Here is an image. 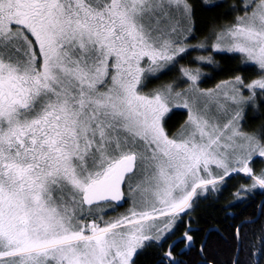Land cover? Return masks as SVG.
<instances>
[{"label":"snow or ice","instance_id":"snow-or-ice-1","mask_svg":"<svg viewBox=\"0 0 264 264\" xmlns=\"http://www.w3.org/2000/svg\"><path fill=\"white\" fill-rule=\"evenodd\" d=\"M241 5L211 47L239 54L258 79L202 90L184 68L187 88L145 93L196 47L190 0H0V264H136L202 192L241 173L252 185L238 197L264 189V169L251 166L264 135L240 127L246 108L264 106V0ZM172 108L187 119L169 134ZM193 239L186 230L181 242ZM248 243L249 258L254 247L264 257V228ZM165 261L183 264L175 242Z\"/></svg>","mask_w":264,"mask_h":264},{"label":"trees","instance_id":"trees-1","mask_svg":"<svg viewBox=\"0 0 264 264\" xmlns=\"http://www.w3.org/2000/svg\"><path fill=\"white\" fill-rule=\"evenodd\" d=\"M191 4L194 9L195 28L192 33V46L196 45V36L205 37L211 30L217 29L218 26L231 22L237 15L242 12L241 0H214L206 5L202 0H192ZM219 5V6H215ZM235 6V7H234ZM214 28V29H212ZM196 47H194L195 49ZM211 49L205 50L203 55L209 56L212 63H200L188 61L189 57L195 51L189 49L182 57H177L174 65L170 66L167 74L159 75V78L151 79L145 82L143 91L145 93L160 87L168 77V73L179 72L184 68L192 72L199 71L200 78L198 86L202 90H212L218 84L224 81L234 79L235 76L242 77L246 83L258 79V70L245 64L239 54L232 53H214ZM168 70V69H167ZM245 117L242 123L243 130L248 133L264 135V106L259 102L253 111L250 108L245 109ZM186 112L181 110H171L164 119V127L169 134L176 133L183 125ZM255 172L264 169V158H257L251 165ZM252 181L244 174L234 175L227 179L223 185H218L215 190H209L202 197H197L194 201L193 209L188 215L183 217V221L177 225L173 234L163 242V247L153 246L144 250L136 258V264H161L164 251L169 245L175 242V255L181 253L180 261L183 264H198L199 262L208 261L209 264H231L238 251L239 259L248 264H264V257L261 256L258 247L253 248V255L249 258V240L255 236L257 245L259 243V234L264 228V189L255 188L248 193H241L237 196L241 186L251 188ZM127 209V202L118 209L117 213ZM114 216L109 212L108 217ZM254 220V221H253ZM240 226L243 242L238 244L234 239V233ZM191 228V234L194 237L196 247L194 249H185L187 241L181 242V237L186 230ZM210 231L205 241V251L202 257L199 252L200 245L205 238L206 233ZM239 246V247H238ZM239 248V249H238ZM167 262L165 261L164 264Z\"/></svg>","mask_w":264,"mask_h":264},{"label":"rangeland","instance_id":"rangeland-1","mask_svg":"<svg viewBox=\"0 0 264 264\" xmlns=\"http://www.w3.org/2000/svg\"><path fill=\"white\" fill-rule=\"evenodd\" d=\"M214 0H207V2H205V0H202V3H204L205 5L207 4V3H209V2H213ZM219 1V0H218ZM190 2H194V1H192V0H190ZM192 28H193V30H194V28H195V23H194V18H193V22H192ZM212 29H214V28H212ZM212 32L211 33H209V31H208V34H207V36H205V37H201V36H196L197 37V41L198 42H196L195 44V46H196V48L194 49V47H192V50H194L195 52L194 53H192V55L189 57V59H188V61H192V62H194L195 63V61L196 62H200V63H206L207 61L205 60V61H201L200 59H199V57H201V56H203V57H206V58H208L209 56H207V55H203V53L202 52H204L205 50H207V49H211L214 53H220V52H216L212 47H211V45L213 44V43H215V39H214V36H213V30H211ZM192 33H194L193 31H192ZM191 38H192V35L191 36H189L188 37V41H187V43L189 44V45H192V43H191ZM193 46H194V44H193ZM189 49L191 50V47H189ZM210 50V51H211ZM189 51V50H188ZM205 53V52H204ZM168 71H171L170 69H166L165 71H164V73H162V74H167V72ZM179 72H176V73H174V71L170 74V73H168L170 76L168 77V79H167V81L164 83V84H168V83H171V84H175V85H177L178 87H177V90H181V89H184V88H187L188 87V85L191 83L190 81H187V78L186 77H183L182 76V72H181V75L180 74H178ZM194 74H195V72H193ZM158 75H161V74H158ZM151 79H154V77L153 78H151ZM148 81V80H147ZM197 83H198V81H197ZM214 89H216V88H214ZM247 94V93H246ZM250 109H252L253 111L256 109V106L255 107H252V108H250ZM171 110H181V111H184V112H186V110H184L183 108H172ZM171 112V111H170ZM169 112V113H170ZM168 113V114H169ZM167 114V115H168ZM166 115V116H167ZM165 116V117H166ZM165 119V118H164ZM186 119H187V112H186V117H185V121H186ZM184 121V122H185ZM163 123H164V120H163ZM242 123H243V121L241 122V125H240V127L242 128V130H243V127H242ZM184 124V123H183ZM244 131V130H243ZM218 186V185H217ZM207 193H204V192H202L200 195H198V197L200 196V197H202V196H204V195H206ZM129 207H131V203L130 202H127V209L129 208ZM127 209H125V210H123L122 212H119V213H117V212H113V214H114V216H112V218L113 217H115V216H118V215H120V214H122V213H124ZM109 214V213H108ZM105 219H111L110 218V216L108 217V215L105 217Z\"/></svg>","mask_w":264,"mask_h":264},{"label":"flooded vegetation","instance_id":"flooded-vegetation-1","mask_svg":"<svg viewBox=\"0 0 264 264\" xmlns=\"http://www.w3.org/2000/svg\"><path fill=\"white\" fill-rule=\"evenodd\" d=\"M122 208V207H121ZM118 209H120V208H117V210ZM116 210V211H117ZM189 230H191V228L189 229ZM196 247V244H195V241H194V239H193V241L191 242V243H189L188 241H187V245H186V248L185 249H194ZM178 256L176 257L178 260H180V258H181V256H183L181 253H178L177 254ZM167 264V263H166Z\"/></svg>","mask_w":264,"mask_h":264},{"label":"water","instance_id":"water-1","mask_svg":"<svg viewBox=\"0 0 264 264\" xmlns=\"http://www.w3.org/2000/svg\"><path fill=\"white\" fill-rule=\"evenodd\" d=\"M263 201H264V199H263ZM125 205V202H123L122 203V206H120V207H118V208H121V207H123ZM254 221V220H253ZM238 228H240V226H238ZM216 229H213V230H209L207 233H206V235H205V238H204V240L202 241V243H201V245H204L205 244V241H206V238H207V236H208V234H209V232L210 231H215ZM201 245H200V248H199V252H200V255H201V257H202V253H201V251H200V249H201ZM239 247V246H238ZM239 249V248H238ZM238 255V250H237V252H236V256ZM236 258V257H235ZM198 264H204L203 262H199Z\"/></svg>","mask_w":264,"mask_h":264}]
</instances>
